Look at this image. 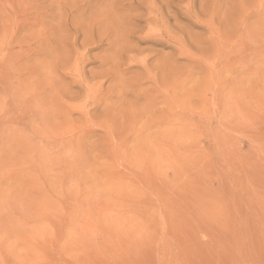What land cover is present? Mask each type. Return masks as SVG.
I'll list each match as a JSON object with an SVG mask.
<instances>
[{
	"label": "rangeland",
	"instance_id": "374dc122",
	"mask_svg": "<svg viewBox=\"0 0 264 264\" xmlns=\"http://www.w3.org/2000/svg\"><path fill=\"white\" fill-rule=\"evenodd\" d=\"M0 264H264V0H0Z\"/></svg>",
	"mask_w": 264,
	"mask_h": 264
}]
</instances>
